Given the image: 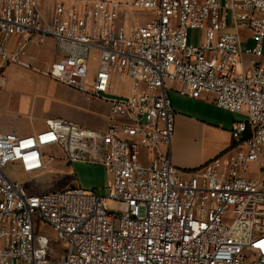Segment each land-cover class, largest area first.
<instances>
[{
  "label": "built area",
  "instance_id": "built-area-1",
  "mask_svg": "<svg viewBox=\"0 0 264 264\" xmlns=\"http://www.w3.org/2000/svg\"><path fill=\"white\" fill-rule=\"evenodd\" d=\"M241 30L253 48L242 50ZM49 42L57 59L44 76L106 103L109 123L49 118L34 135L0 132V264H264V0H0V90ZM118 78L128 96L114 94ZM170 82L245 115L225 170L172 165ZM56 161L104 168L105 191L32 194L5 173L35 178Z\"/></svg>",
  "mask_w": 264,
  "mask_h": 264
},
{
  "label": "rangeland",
  "instance_id": "rangeland-1",
  "mask_svg": "<svg viewBox=\"0 0 264 264\" xmlns=\"http://www.w3.org/2000/svg\"><path fill=\"white\" fill-rule=\"evenodd\" d=\"M44 11L46 13V9ZM49 16L51 17L50 13ZM139 17L142 16L139 15ZM240 35L241 37L247 36L242 30ZM201 38V31L190 30L188 33L190 44L198 45ZM244 43L243 48L251 49L254 46L253 41L248 37H245ZM31 53L35 56L31 69L12 67L6 75L7 81L0 91V132H14L22 136L37 134L44 129L45 120L63 107L70 109L77 119L85 121L88 125L86 126L91 129L99 125L104 126L106 118L99 114L100 111L98 112V100L87 101L83 95L72 93L68 91L69 89L44 76L48 65L57 59L52 49V42L43 47L31 48ZM98 59L99 53L92 52L89 62L90 78H93L97 72ZM129 91H131V85L128 81L116 79L115 93L118 96H128ZM108 123L109 121L107 125ZM71 166L56 161L50 165L48 170L35 178L28 177L15 165L7 166L5 173L12 180L24 183L30 193L40 194L79 187H67L71 183V171L74 168ZM108 180H110L108 174L106 179L101 178L102 183H106L105 185L108 184ZM141 213L143 214V210ZM45 231L51 234L50 230Z\"/></svg>",
  "mask_w": 264,
  "mask_h": 264
},
{
  "label": "crops",
  "instance_id": "crops-1",
  "mask_svg": "<svg viewBox=\"0 0 264 264\" xmlns=\"http://www.w3.org/2000/svg\"><path fill=\"white\" fill-rule=\"evenodd\" d=\"M242 32L247 34L243 39H245V37L249 38V33L247 31L242 30ZM244 45L245 43L243 46ZM247 49L248 48H242L243 51ZM243 59L248 63L255 60L251 55H244ZM10 69L7 70L6 75H8ZM126 81L130 83L129 80ZM63 87L69 89L68 91L72 93L82 96V94L71 88L66 86ZM167 87L175 114L174 137L171 145L172 165L178 170L185 172L187 176H190V174L194 172L201 173L203 167L210 162H217L220 168L225 170L228 166L229 158L234 153V149L231 148V131L233 125L236 122L243 121L245 115L228 112L218 108L214 104L213 98L207 95L199 99L182 96L178 92V84L176 83L170 82L167 84ZM130 93L131 91H129V94ZM114 94L117 95L115 92ZM97 106L98 112L100 111L99 114L106 118V123H104V126L101 127V125H99L94 129H102L109 121V106L101 101L97 102ZM49 118L66 119L85 128H90L87 127L88 125L85 121L77 119L70 109L64 107L56 110L55 113L47 119ZM160 150L162 152L166 151L165 148H160ZM152 157L153 154L149 152H144L143 154L145 162L149 161ZM71 167L74 168L73 171H71V183L67 187L79 186L86 190L105 191L107 185H105V182L102 183L101 181L102 177L106 179L107 176L104 168L80 163L73 164ZM75 174L77 175L75 176ZM78 175L80 177H78ZM255 175L256 169L251 173V176Z\"/></svg>",
  "mask_w": 264,
  "mask_h": 264
}]
</instances>
